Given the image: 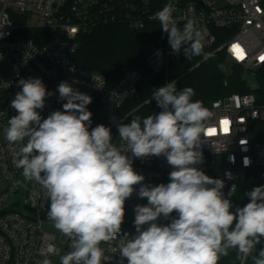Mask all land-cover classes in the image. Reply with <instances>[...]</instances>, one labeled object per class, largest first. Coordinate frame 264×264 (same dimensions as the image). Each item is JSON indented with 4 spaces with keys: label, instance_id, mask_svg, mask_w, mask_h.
<instances>
[{
    "label": "clouds",
    "instance_id": "9594fccd",
    "mask_svg": "<svg viewBox=\"0 0 264 264\" xmlns=\"http://www.w3.org/2000/svg\"><path fill=\"white\" fill-rule=\"evenodd\" d=\"M172 12L167 4L152 19L168 35L173 54L200 56L201 30L191 19L181 29ZM18 85L21 91L10 103L17 115L8 120L5 137L11 143L27 140L13 164L22 169L25 180L45 190L48 218L71 241L60 264H101L100 244L117 237L121 264L125 259L127 264H218L229 248L247 255L264 241V185L246 192L249 202L233 210L228 197L236 186L226 198L224 181L195 166L203 162L199 149L210 113L202 102L192 100L191 87L178 91L169 82L156 88L152 98L161 111L118 123V147L110 127H91L90 95L62 81L57 91L66 101L63 110L42 118L37 110L53 93L37 77L21 78ZM149 156H163L173 168L167 184L146 185L145 177L134 170L133 158ZM136 185L147 204L136 205V234L130 237L121 234V228L125 202ZM161 217L170 222L159 223ZM42 264L51 261L44 259ZM255 264H264V246Z\"/></svg>",
    "mask_w": 264,
    "mask_h": 264
},
{
    "label": "built area",
    "instance_id": "2783aa9c",
    "mask_svg": "<svg viewBox=\"0 0 264 264\" xmlns=\"http://www.w3.org/2000/svg\"><path fill=\"white\" fill-rule=\"evenodd\" d=\"M167 4L173 6L177 23L184 25L189 19L195 22L204 37V47L226 51L232 64L258 79L264 71V0H0V63L8 71L0 89L8 93L11 102L21 91L19 79L41 78L53 93L46 97L45 107L37 110L47 118L51 112L63 110L66 101L60 100L57 87L66 81L92 97L88 110L100 104L108 127L117 126L122 120L120 108L145 75L133 68L109 86L103 74L72 61L79 34L108 23L144 28L159 22L152 17ZM30 30L35 31L33 36L26 35ZM183 58L182 51L173 54L167 39L147 55L146 63L152 74H169L170 63ZM206 108L210 117L206 139L199 149L203 162L195 166L204 172L210 170L224 181L226 198L231 188L237 189L238 182L251 172L262 173L264 185V138L254 135L255 124L264 122V85L249 93L220 97ZM15 115V109L7 111L0 98V181L5 183L0 192V264H42L44 259L60 264V258L71 250V241L67 237L60 246L57 235L43 228L45 223H54L48 218L46 192L36 182L25 180L22 169L13 164L20 144L27 142L11 143L5 137L8 120ZM113 143L122 146L118 134ZM133 168L145 177L146 185L168 183L173 170L163 156L133 158ZM134 187L125 202L130 218L121 228V234L130 237L136 234V205L147 204L138 196L140 185ZM118 241L119 237L100 244L101 264H121ZM249 254L242 255L240 264H246ZM123 264H127L126 259Z\"/></svg>",
    "mask_w": 264,
    "mask_h": 264
},
{
    "label": "trees",
    "instance_id": "16d2710c",
    "mask_svg": "<svg viewBox=\"0 0 264 264\" xmlns=\"http://www.w3.org/2000/svg\"><path fill=\"white\" fill-rule=\"evenodd\" d=\"M181 29L183 25L177 23ZM35 31L30 30L27 36H33ZM168 39V35L162 31L159 22L148 23L144 28L134 29L126 23H108L96 26L92 31L79 34V47L72 58L75 64L95 70L103 74L108 85L112 86L125 72L136 68L141 70L145 78L138 84L137 90L127 99L120 108L121 122L128 123L136 116L146 118L157 114L161 109L152 98L156 88L172 82L178 90L191 87L195 95L193 101H200L205 107L220 97L232 93H249L253 89L249 87L244 69L232 64L226 51L204 47L200 56H192L190 59L183 58L170 63V73L164 72L152 74L146 63L147 55L156 47L162 45ZM221 41L219 40V43ZM218 43V44H219ZM259 86L264 85V71L258 77ZM89 111L92 112V125L95 127L104 124L108 127L102 113V107L97 104ZM260 127L254 135L264 138V122L256 123ZM91 130V128L89 129ZM113 140L118 134L117 126L111 128ZM214 177L210 170L205 172ZM256 173L251 172L241 179L231 199L233 210L235 207H243L249 202L246 192L256 186H261L253 178ZM167 184V183H165ZM176 213H173L174 217ZM130 218V211L125 207V223ZM165 220L167 223L170 222ZM264 241L256 245L255 256H258ZM239 251L238 248H232Z\"/></svg>",
    "mask_w": 264,
    "mask_h": 264
},
{
    "label": "rangeland",
    "instance_id": "374dc122",
    "mask_svg": "<svg viewBox=\"0 0 264 264\" xmlns=\"http://www.w3.org/2000/svg\"><path fill=\"white\" fill-rule=\"evenodd\" d=\"M244 77L249 85V87H251L253 90H256L259 88V82L257 79V76L251 73H244ZM8 78V71L5 70L2 66V64L0 63V85H2ZM0 98L1 101L5 107V109L7 111L10 112L11 107H10V98L8 93L5 90L0 89ZM262 125H260V127L256 126V130H258L259 128H261ZM22 146V144H20V147ZM255 181H257L260 185H262V180H263V175L262 173H257L254 178ZM5 187V183L3 180L0 181V192L2 190V188ZM133 216H135V213H133ZM159 223H167L164 219L160 220ZM45 230L51 231L53 233H55L58 237V243L60 246H64V243L67 240V236L63 235L59 230L56 229L54 223H45L44 227ZM243 255V253H242Z\"/></svg>",
    "mask_w": 264,
    "mask_h": 264
},
{
    "label": "crops",
    "instance_id": "0c3cea01",
    "mask_svg": "<svg viewBox=\"0 0 264 264\" xmlns=\"http://www.w3.org/2000/svg\"><path fill=\"white\" fill-rule=\"evenodd\" d=\"M242 253L235 249L229 248L227 254H221L218 258V264H240ZM255 252L252 250L246 261V264H255Z\"/></svg>",
    "mask_w": 264,
    "mask_h": 264
}]
</instances>
